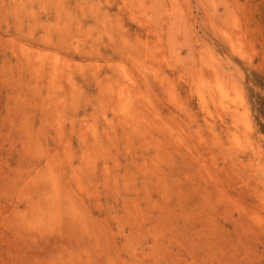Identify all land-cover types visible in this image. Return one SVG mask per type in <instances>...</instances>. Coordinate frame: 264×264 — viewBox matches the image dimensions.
<instances>
[{"label": "clouds", "instance_id": "9594fccd", "mask_svg": "<svg viewBox=\"0 0 264 264\" xmlns=\"http://www.w3.org/2000/svg\"><path fill=\"white\" fill-rule=\"evenodd\" d=\"M38 2L0 0V147L37 114L55 131L52 154L30 139L24 169H0V264H264V120L238 103L264 0H104L119 11L95 27L76 10L98 0H56L62 22L40 35ZM53 36L72 63L45 83L27 45Z\"/></svg>", "mask_w": 264, "mask_h": 264}, {"label": "rangeland", "instance_id": "374dc122", "mask_svg": "<svg viewBox=\"0 0 264 264\" xmlns=\"http://www.w3.org/2000/svg\"><path fill=\"white\" fill-rule=\"evenodd\" d=\"M89 3H97V0H89ZM98 3L101 5L98 11H89L88 8H85L83 12L76 10V15L87 17V19L81 21L85 27H95L97 20L104 19L102 15L104 13H107V16L111 17L113 13L119 11L115 6L109 7L104 3V0H98ZM30 8L37 14L36 23L43 26L38 27L37 35L45 31H55V29H52L50 26L57 24L58 21L62 22L61 18L64 16V12L57 4L56 0H39L38 3L30 5ZM128 17L129 19L121 18L124 26L128 27L132 25V27H138L136 20L131 18L132 13H128ZM27 47L30 49L27 56L32 62L27 65L26 72H33L34 69L41 71L44 74L45 83L53 77L58 78V73L62 74L66 71L60 64L61 60H63L65 65L72 63L69 57L63 52L65 47L64 40L58 36H53L51 43H33L28 44ZM9 55H11V53H9ZM12 63L15 65V59H13ZM5 67L8 68L10 72L16 71L14 67L9 68L7 65ZM153 67H155V65H153ZM104 71L107 70H101V75H103ZM168 79L170 80L171 76H169ZM73 81L76 88L79 90L82 103L83 101L92 100L96 87L93 77L87 71L81 70L80 74L73 75ZM182 83L183 82H181V84ZM13 88L14 86L11 84L0 83V109H3L4 112L7 111V109L4 108L6 102L14 103V101H9V96L12 95ZM67 90L68 88L65 86V91ZM152 91L156 95H159V92L155 88H153ZM176 93L178 98L183 96L179 87L176 88ZM238 103L240 104L241 111L246 112L249 119L253 122L260 123L264 120V53L257 54L251 58L249 70L244 74L243 85L239 91ZM87 111L90 113L92 111L91 107H88ZM79 115L83 116L84 112L81 111ZM45 119H47L49 123L51 122L50 116L45 117ZM3 131H8L7 124L4 125ZM49 135H55V131L48 127L44 119H41L40 114H37L34 122L29 128L17 129L13 133L10 143L16 140L20 141V143L16 144L15 148L10 147L9 144H4L3 147H0V169H2L5 174L11 169L13 175L22 171L31 157L24 152H17V149L20 148L21 143L28 142L30 139L39 138L41 152L52 154L53 144L51 140L47 139ZM55 147L57 151H63V145L58 144ZM72 148H77L75 138L72 140ZM189 162L192 163L190 160ZM93 216L95 217V213H93ZM97 223L101 226H110L105 220H99Z\"/></svg>", "mask_w": 264, "mask_h": 264}]
</instances>
